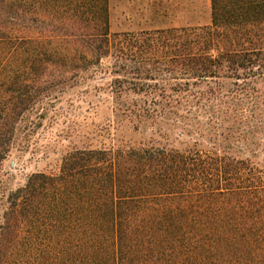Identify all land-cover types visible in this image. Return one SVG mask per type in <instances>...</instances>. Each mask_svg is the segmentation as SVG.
Listing matches in <instances>:
<instances>
[{
	"label": "trees",
	"instance_id": "1",
	"mask_svg": "<svg viewBox=\"0 0 264 264\" xmlns=\"http://www.w3.org/2000/svg\"><path fill=\"white\" fill-rule=\"evenodd\" d=\"M210 5V24L112 33L110 0H0V170L96 73L118 118L185 146L33 173L0 204V264H264V0Z\"/></svg>",
	"mask_w": 264,
	"mask_h": 264
},
{
	"label": "rangeland",
	"instance_id": "2",
	"mask_svg": "<svg viewBox=\"0 0 264 264\" xmlns=\"http://www.w3.org/2000/svg\"><path fill=\"white\" fill-rule=\"evenodd\" d=\"M110 23L112 33L206 25L211 23L210 0H110ZM91 75L59 94L42 126L31 136L18 135L0 170V204L33 173H58L63 157L75 149L128 144L185 147L150 129L134 130L135 124L118 118L109 90L111 76ZM259 87L264 90V85Z\"/></svg>",
	"mask_w": 264,
	"mask_h": 264
}]
</instances>
